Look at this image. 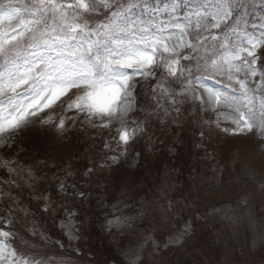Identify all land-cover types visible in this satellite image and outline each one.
Masks as SVG:
<instances>
[{"label":"rangeland","instance_id":"374dc122","mask_svg":"<svg viewBox=\"0 0 264 264\" xmlns=\"http://www.w3.org/2000/svg\"><path fill=\"white\" fill-rule=\"evenodd\" d=\"M25 2L12 0V6L23 8ZM245 2L239 29H211L218 39L204 44L192 39L191 29L182 37L168 25L169 13H153L168 31L156 46L154 64L145 68L148 74L132 75L133 102L122 119L88 118L67 109L76 91L71 90L29 117L22 130L0 133V232L9 233L0 236L6 257L0 264H264V180L241 183L242 197L225 195L229 201L203 213L189 201L212 187L224 192L229 160L264 164V132L255 126L240 131L233 123L237 113L227 105L198 99L208 96V88L242 97L238 79L249 96L255 93L257 109L264 99V44L254 50L255 77L241 71L229 79L226 66L219 73L203 70L222 45L244 47L245 32L264 39V0ZM184 12L176 14L181 24L187 23ZM6 31L11 28L0 23V36ZM241 59L252 60L247 52ZM125 130L127 144L120 140ZM191 210L196 216L185 217ZM12 250L15 257L7 255Z\"/></svg>","mask_w":264,"mask_h":264},{"label":"snow or ice","instance_id":"6c2138e0","mask_svg":"<svg viewBox=\"0 0 264 264\" xmlns=\"http://www.w3.org/2000/svg\"><path fill=\"white\" fill-rule=\"evenodd\" d=\"M137 8L143 14L134 11ZM181 9H185V24L177 22L180 18L176 14ZM162 12L169 13L168 25L178 28L182 37L191 34L185 29H191L192 39L204 44L218 39L211 29L223 31L229 27L236 32L246 15L247 3L189 0L185 5L179 0H165L161 5V0H155V4L148 0H26L23 8L13 7L12 0L0 3V23L11 28V32L0 36V57L4 59L0 65V133L22 130L29 125V117L50 108L71 90L76 91L68 96L67 109L75 108L88 118L111 120L127 116L133 102L129 91L132 75L148 74L145 68L154 64L156 46L168 31V25L162 26L158 15H152ZM232 20L235 23L229 24ZM204 32L209 35L203 36ZM244 35V47L237 50L222 45L218 57L215 50L208 56L203 70L219 73L226 66L229 79L233 72L241 71L255 77L254 50L264 44V39L257 40L246 32ZM164 51H170L167 44ZM241 52H247L252 60L241 59ZM171 75H176L175 69H171ZM237 82L244 89L242 97H228L208 88V96L198 99L204 104L214 101L217 107L222 102L227 105L237 113L233 123L240 131L252 132L255 126L264 132V99L257 109L255 93L249 96L245 81ZM64 126L61 118L58 127ZM130 138L126 130L120 133L125 144ZM8 235L0 232V236ZM7 255L15 257L16 252L12 250ZM4 259L5 249H0V260ZM11 264H16L14 259Z\"/></svg>","mask_w":264,"mask_h":264},{"label":"trees","instance_id":"16d2710c","mask_svg":"<svg viewBox=\"0 0 264 264\" xmlns=\"http://www.w3.org/2000/svg\"><path fill=\"white\" fill-rule=\"evenodd\" d=\"M229 163H230V171L226 179V181L227 180L228 181L227 182L225 181L226 184H224V186L221 188V190H223L224 192H221L219 188L212 187L211 190H207L206 193L200 195V198L197 199L198 201H191L192 199L196 200V195L189 197L190 198L189 201L191 202V204L192 202L197 203L198 206L195 205V207L198 209L200 213H203L204 210H207L206 208L222 206V204L229 201V199L227 200L225 199V195H228L230 193H231L230 199L234 196H239V195H241L242 197L243 192H245V185H244L243 190L241 188L244 182L248 184V182L251 183V181L253 180H260V181L264 180V164L260 163V161H257V162L250 161V162H246L245 164L239 165V166H238L237 160H229ZM240 174H245L248 177L244 178L243 175L241 176ZM231 183H234L233 184L234 186L237 184V186H235L234 188H228ZM162 191H165V190H162ZM162 191L160 193H163V194L166 193ZM186 196H188V194ZM235 201L237 200H231L230 202H235ZM91 212L92 214H94V210H91ZM191 215L196 216L193 210L187 211V213L185 212L184 216L188 218V216H191Z\"/></svg>","mask_w":264,"mask_h":264}]
</instances>
